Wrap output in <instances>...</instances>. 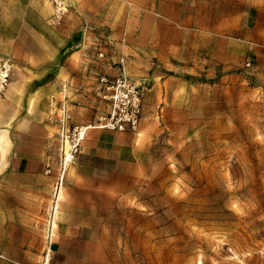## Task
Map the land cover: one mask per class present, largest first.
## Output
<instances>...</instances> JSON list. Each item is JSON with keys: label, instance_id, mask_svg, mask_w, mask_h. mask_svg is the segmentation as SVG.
I'll return each mask as SVG.
<instances>
[{"label": "rangeland", "instance_id": "374dc122", "mask_svg": "<svg viewBox=\"0 0 264 264\" xmlns=\"http://www.w3.org/2000/svg\"><path fill=\"white\" fill-rule=\"evenodd\" d=\"M66 1L57 21L50 0L25 7L6 0L0 11V117L11 111L0 130L12 145L15 114L3 99L16 94L23 143L44 157L39 174L0 173V219L7 212L14 219L19 195L38 203L41 216L32 241L9 229L8 250L0 251L7 264L50 260L56 192L69 183L78 153L64 167L60 133L93 123L105 109L94 91L98 70L81 65L94 13ZM183 1L188 23L211 31L214 52L170 83L175 106L157 108L151 141L104 173L111 189H98L100 264H264V0ZM64 103L70 117L63 125ZM8 221L0 220L1 233Z\"/></svg>", "mask_w": 264, "mask_h": 264}, {"label": "crops", "instance_id": "0c3cea01", "mask_svg": "<svg viewBox=\"0 0 264 264\" xmlns=\"http://www.w3.org/2000/svg\"><path fill=\"white\" fill-rule=\"evenodd\" d=\"M21 1L24 7L30 2ZM5 2L6 0H0V11L6 7ZM183 2V0H70L78 12L94 13L91 25L95 32L87 40L83 50L81 61L83 68L89 66L97 69L98 76L115 75L119 66L114 61L97 59L96 42L99 38H109L117 43L123 40L124 69L137 81L146 78V88L142 94L143 116L136 132L115 131L96 126L86 128L71 169L69 183L59 190L57 215L52 224L55 226L52 228L49 241L51 250L49 264L101 263L98 261L101 255L99 251H103L98 243V189H111L110 185L104 184L102 180L105 177L104 173L110 172L111 163L118 164L126 162L128 158L133 159L140 149L151 141L157 131L154 122L157 108L166 111L175 106L172 97L167 94V91H170V83L177 75L185 72L189 74L194 59L200 60L203 54H213L214 39L209 36L211 31L208 27L206 32L200 31L198 25L188 23L190 15L181 13ZM210 12V17L213 18V10ZM183 32H188L189 38L183 39L182 43ZM180 44L186 45L185 51L180 50ZM97 88L99 81L96 80L94 91ZM10 92L11 90L8 91ZM3 102L8 108L14 109L12 112L15 114L13 118L15 135L10 145L6 143L4 135L6 130H0L4 131L0 132V173L10 167L14 169L16 175L28 171L41 173L44 157L38 151L33 152L36 147L31 145L27 147L23 143L22 130L19 132L18 129L20 122L17 120V109L21 111L22 99L16 94H6ZM104 107L105 102L98 97V108ZM10 115L11 111L0 117V122L10 120ZM79 119L87 123L90 117L82 115ZM22 184L20 186L24 187ZM14 200L15 216L10 213L14 219L7 218L8 212L0 219L2 222L9 220L6 231L2 233L0 231V251L8 250V237L11 236L12 227L18 229L16 238H19V241H32L33 235L39 236V233L35 232L38 227L36 221L41 217L35 211L38 203L20 195L14 197ZM4 204L6 202L2 205ZM12 220L15 223H12ZM39 245L40 243L37 247ZM0 264L7 263L0 260Z\"/></svg>", "mask_w": 264, "mask_h": 264}, {"label": "built area", "instance_id": "2783aa9c", "mask_svg": "<svg viewBox=\"0 0 264 264\" xmlns=\"http://www.w3.org/2000/svg\"><path fill=\"white\" fill-rule=\"evenodd\" d=\"M50 1L52 4L51 19L57 21L68 11L69 4L66 0ZM96 44L98 46L97 59L114 61L119 66V70L113 76H98L99 88L96 94L105 102L106 107L103 111L97 112L94 122L86 126H72L71 128L63 126L60 136L64 142L69 144V161L75 157L84 139L86 128L96 126L115 131L136 132L142 119L144 84L143 81L133 79L124 69L123 40L117 43L109 38H99ZM62 111L60 121L64 125L70 117L65 103L62 105ZM65 158L64 154L63 159ZM48 263L49 255H46L42 264Z\"/></svg>", "mask_w": 264, "mask_h": 264}, {"label": "bare ground", "instance_id": "6f19581e", "mask_svg": "<svg viewBox=\"0 0 264 264\" xmlns=\"http://www.w3.org/2000/svg\"><path fill=\"white\" fill-rule=\"evenodd\" d=\"M6 76V74H4V73H1V75H0V77L1 76ZM1 79H2V77H1ZM61 150H62V153H63V156H64V154H65V156H66V158H65V163H64V167H66L67 166V162H69V144L67 143V142H64L63 140L61 141ZM59 189V188H58ZM58 192H59V190L56 192L57 193V197L59 196L58 195ZM54 213H55V211H54ZM53 214V213H52ZM52 222V221H51Z\"/></svg>", "mask_w": 264, "mask_h": 264}]
</instances>
